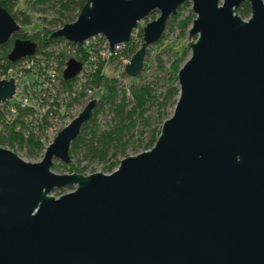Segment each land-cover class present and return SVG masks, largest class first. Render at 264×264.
<instances>
[{
	"label": "water",
	"instance_id": "water-1",
	"mask_svg": "<svg viewBox=\"0 0 264 264\" xmlns=\"http://www.w3.org/2000/svg\"><path fill=\"white\" fill-rule=\"evenodd\" d=\"M242 2L246 19L237 14ZM184 3L193 15L188 57L150 149L120 159L108 174H54V162L69 163L70 143L95 99L58 130L38 162L0 147V264H264L263 0H86L73 22L47 38L81 46L99 36L111 53L156 12L121 70L134 78ZM18 31L0 7V45ZM35 47L15 39L6 59L31 57ZM80 69L69 58L62 80ZM14 90L13 79L0 80V105Z\"/></svg>",
	"mask_w": 264,
	"mask_h": 264
},
{
	"label": "trees",
	"instance_id": "trees-1",
	"mask_svg": "<svg viewBox=\"0 0 264 264\" xmlns=\"http://www.w3.org/2000/svg\"><path fill=\"white\" fill-rule=\"evenodd\" d=\"M18 1L0 0V7L20 26H29L30 17L15 10ZM85 1L25 2L24 5L31 13L47 16L49 19L39 18L43 26L41 25L33 34L27 35L20 28V31L0 45V71L16 68L26 60L34 61L35 66L39 62L42 63L45 70L55 65V84L50 86V90L44 89L31 76L32 79L27 78L31 93L25 91L30 99L29 105L20 107L17 103L12 105V102L2 104L0 147L12 152L17 150L23 152L30 160H40L45 146L44 133L56 122L59 109L67 111L75 104L95 99L90 119L82 124L78 135L70 143L69 163L60 167L68 173L86 175L88 166L95 163L101 165V173L108 174L116 168L120 159L129 156L128 152L135 155L150 149L153 145L161 123L170 116L176 101L178 94L176 73L187 59L188 50L186 44L179 45L175 51L169 50L167 66L162 60V55L166 51L157 52L149 58V50H146L142 70L136 77L129 78L123 72L119 78L107 77L103 74L104 67L113 61L124 65L139 47L141 31L137 33L140 39L138 45L131 39L114 55L110 54L106 58L100 56L106 49L102 37L97 36L83 46L71 45L61 38H47L48 34L63 24L73 22ZM188 7L189 4L184 3L176 10L175 15L166 21V26L173 23L177 27L180 39L187 36L193 19L189 10L185 16L181 14ZM237 14L241 19L248 17L249 9L245 2L239 5ZM15 39L29 40L36 47L31 57L10 63L6 55ZM165 40L166 34L163 33L152 46L158 47ZM69 58L78 61L81 69L78 76L63 81L62 68ZM24 74L31 73L24 71ZM123 80H127L128 84H123ZM11 105L14 106L13 113L7 110ZM101 116L106 117L104 127H100L97 122ZM82 163L84 164L81 165Z\"/></svg>",
	"mask_w": 264,
	"mask_h": 264
},
{
	"label": "rangeland",
	"instance_id": "rangeland-1",
	"mask_svg": "<svg viewBox=\"0 0 264 264\" xmlns=\"http://www.w3.org/2000/svg\"><path fill=\"white\" fill-rule=\"evenodd\" d=\"M26 1L27 0H19L17 5H16V7H15V10L18 13H21L23 15H27V16L30 17L31 24L29 26L22 27V26H20L17 23L22 31H24L27 35L28 34L30 35V34H33L35 31L39 30L40 26L42 25L40 20H39V18H41L43 16L31 13L28 10V8L24 5ZM28 1H32V0H28ZM263 2H264V0H263ZM187 10L190 11V6L182 11V13H181L182 16H185L187 14ZM156 17H157V13L154 12V13L149 14L147 17H145L144 19H142L141 21L138 22L136 29L131 33V36H130V40L132 39V42L134 44H136V45L139 44V40L140 39L137 36V33L139 31H141V28L145 25V23L152 21ZM43 18L49 19V17H47V16H45ZM164 33L166 34V40L163 41L160 46H158V47L150 46V47H148L147 50H149V58H152V56L154 54H156L157 52L166 51L162 55V60L165 62V66H167V62L169 61L168 51L169 50L175 51V49H177V47L179 45H182V44L185 45L190 39L187 36H185L184 38L180 39L179 38V30L177 29V27L173 23L166 26V28L164 30ZM122 68H123V65H121V63H119L118 61H113V62L107 64L104 67L103 74L106 75L107 77L119 78L120 77V73L122 72L121 71ZM27 78L28 79H32V77L30 75H27ZM21 81H23V79ZM122 82L125 85L128 84L127 80H123ZM84 105H85V102L84 103L75 104L71 109H69L67 111H64L63 108L59 109V113H58V116L56 118V122L54 123V125L52 127L47 129L45 131V133H44L45 146L52 140V138L55 136V134L58 132L59 129H61L66 124H68L70 122V120L73 117H75L78 112H80V110L83 108ZM170 114H171V111H170ZM105 118L106 117H104V116H101V117L98 118L97 122H98L100 127H104ZM14 153L18 157H20L21 159H23L26 162L34 163V162H38L39 161L38 159H36V160L27 159L25 157V154L23 152L18 151V150L15 151ZM128 155L129 156L132 155L131 152H128ZM83 164L84 163H82L81 165H83ZM53 166H52L53 168H51V171L54 174L61 175V174H67L68 173V172H66L64 169H62L60 167L61 164L58 163V162H54ZM90 171L91 172H101V165L100 164H95V163L89 165L88 169H87L88 173H85V174L91 173ZM68 191H70V190H66V189L53 190L51 192V196L57 197L60 194L66 193Z\"/></svg>",
	"mask_w": 264,
	"mask_h": 264
},
{
	"label": "built area",
	"instance_id": "built-area-1",
	"mask_svg": "<svg viewBox=\"0 0 264 264\" xmlns=\"http://www.w3.org/2000/svg\"><path fill=\"white\" fill-rule=\"evenodd\" d=\"M94 38H91V39L84 41L81 46L89 44ZM123 45L124 44L114 46L111 53H110L107 50L108 47H107V44L105 42L104 48H106V49L100 53V56L102 58H106L110 54L114 55V53L117 52L118 50H120L123 47ZM34 63L35 62L32 60H26V61H23L16 68H8L3 72L0 71V80H8L10 78V79H13L14 85H15L13 97L9 101H7V103L12 102L11 103L12 105H13V103H17L20 107H24V106L30 104V99L28 98L29 96L27 95V93H25V91H27V92L30 91V87H29V82L27 79V74H24V71H29L31 73L29 75L34 77L37 80V82H39L41 84V87H43L44 89L50 90V88H51L50 86L55 84V77H56L55 65L50 67L48 70L47 69L45 70L43 68L44 65L42 63L39 62L36 66L34 65ZM78 75H79V73H78ZM22 79H23V81H21ZM30 93H31V91H30ZM4 103H6V102H4ZM4 103H2V104H4ZM2 104L0 105V109L2 108L1 107ZM12 105L8 106V108H7L9 113L14 112V110H13L14 106H12ZM43 110H41V111H43Z\"/></svg>",
	"mask_w": 264,
	"mask_h": 264
}]
</instances>
